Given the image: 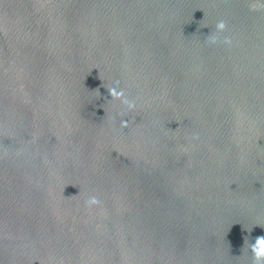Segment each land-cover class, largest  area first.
<instances>
[{"label":"water","instance_id":"obj_1","mask_svg":"<svg viewBox=\"0 0 264 264\" xmlns=\"http://www.w3.org/2000/svg\"><path fill=\"white\" fill-rule=\"evenodd\" d=\"M260 236L264 0H0V264H252Z\"/></svg>","mask_w":264,"mask_h":264},{"label":"clouds","instance_id":"obj_2","mask_svg":"<svg viewBox=\"0 0 264 264\" xmlns=\"http://www.w3.org/2000/svg\"><path fill=\"white\" fill-rule=\"evenodd\" d=\"M227 23L221 19L217 21L215 30L211 32L205 39V44L208 46H222L226 49H230L233 46V38L229 35H225L227 31ZM109 94L112 99L120 102L122 111L120 113L123 116L127 111L134 110L137 107L135 99H130L125 95L123 90H118V82L116 86L108 88ZM120 127H127V121L121 119ZM85 207L89 210L100 207L102 205L101 199L96 195H90L84 201ZM252 252V264H264V236L257 237L255 243L250 245Z\"/></svg>","mask_w":264,"mask_h":264}]
</instances>
